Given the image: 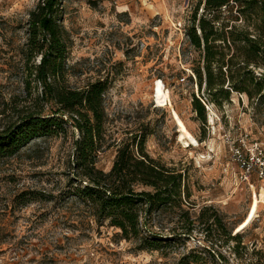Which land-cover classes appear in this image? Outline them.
Listing matches in <instances>:
<instances>
[{
    "label": "rangeland",
    "instance_id": "rangeland-1",
    "mask_svg": "<svg viewBox=\"0 0 264 264\" xmlns=\"http://www.w3.org/2000/svg\"><path fill=\"white\" fill-rule=\"evenodd\" d=\"M200 1L60 0L57 15L66 46L64 84L108 83L107 144L98 168L109 172L122 143L147 134L150 157L184 174L190 194L185 209L196 222L192 236L143 252L109 222L100 226L92 209L72 196L79 133L68 127L66 134L32 140L0 158V264H264V205L239 246L224 232L235 236L264 189V114L257 115L245 95L234 93L219 107L206 101L205 85L199 91L193 70L204 66L203 55L188 31ZM39 2L0 0V131L16 122L14 106L40 94L32 82L28 96L24 56L30 13ZM158 81L197 147L179 142L172 107H157ZM194 94L208 104L206 124L195 112ZM215 217L221 223L212 227ZM185 226V219L164 210L148 220L167 238Z\"/></svg>",
    "mask_w": 264,
    "mask_h": 264
},
{
    "label": "trees",
    "instance_id": "trees-1",
    "mask_svg": "<svg viewBox=\"0 0 264 264\" xmlns=\"http://www.w3.org/2000/svg\"><path fill=\"white\" fill-rule=\"evenodd\" d=\"M59 8L60 0H40L30 13L24 51L26 86L29 97L32 82L40 94L31 101L26 99L22 108L14 106L16 122L0 131V158L14 156L32 140L66 134L71 127L79 133L71 162V180L76 185L72 196L92 209L100 226L109 222L121 231L122 239L134 242L143 252L158 251L164 242L192 236L196 222L185 209L190 194L184 174L150 157L147 134L122 143L109 172L98 168L107 144L108 83L98 81L82 89L64 84L66 46L57 20ZM188 38L203 55L204 66L199 63L193 71L199 91L205 85L207 101L221 107L231 102L234 93L245 95L255 113L263 115L264 0H201L193 12ZM38 57L39 65L31 66ZM193 107L206 124V107L195 94ZM162 210L185 219L187 226L174 229L170 238L149 228V218ZM208 211L202 213L200 222ZM215 218L212 227L221 223ZM210 222L211 218L207 224ZM224 232L240 245L242 234Z\"/></svg>",
    "mask_w": 264,
    "mask_h": 264
},
{
    "label": "bare ground",
    "instance_id": "bare-ground-1",
    "mask_svg": "<svg viewBox=\"0 0 264 264\" xmlns=\"http://www.w3.org/2000/svg\"><path fill=\"white\" fill-rule=\"evenodd\" d=\"M154 99L158 108H166L170 106L172 107L173 111L171 113V116L177 128L179 129V142L183 143L185 148H190L193 146L197 147L198 146L197 139L191 133L185 121L173 108L170 92L167 91L162 81H158L157 85L154 88ZM261 204L264 205V189L262 190L261 196L260 197L256 196L254 201L252 202L247 217L242 222V224H240V226L237 228L238 229L236 232L237 235L244 234L252 226L253 222L258 217L259 208Z\"/></svg>",
    "mask_w": 264,
    "mask_h": 264
},
{
    "label": "built area",
    "instance_id": "built-area-1",
    "mask_svg": "<svg viewBox=\"0 0 264 264\" xmlns=\"http://www.w3.org/2000/svg\"><path fill=\"white\" fill-rule=\"evenodd\" d=\"M206 99V98H205ZM202 100V99H201ZM206 101H207V99H206ZM202 102L204 103V105L209 109V107H208V104H207V102H205L204 100H202Z\"/></svg>",
    "mask_w": 264,
    "mask_h": 264
}]
</instances>
